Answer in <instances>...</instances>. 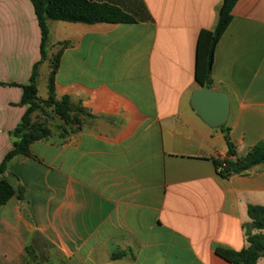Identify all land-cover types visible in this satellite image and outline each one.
<instances>
[{"label":"crops","instance_id":"0c3cea01","mask_svg":"<svg viewBox=\"0 0 264 264\" xmlns=\"http://www.w3.org/2000/svg\"><path fill=\"white\" fill-rule=\"evenodd\" d=\"M89 1L134 22H50L56 97L90 116L75 134L33 143L0 176L25 192L0 208V264H231L215 248H246L248 209L264 207V164L221 178L213 159L227 156L226 133L191 103L202 88L198 37L216 28L223 0ZM233 16L212 90L230 98L225 126L241 157L264 141V0H238ZM41 41L31 0H0V164Z\"/></svg>","mask_w":264,"mask_h":264},{"label":"trees","instance_id":"16d2710c","mask_svg":"<svg viewBox=\"0 0 264 264\" xmlns=\"http://www.w3.org/2000/svg\"><path fill=\"white\" fill-rule=\"evenodd\" d=\"M31 2L42 34L41 61L34 66L30 83L22 86L21 105L26 107V112L17 127L10 133L14 148L0 164V176L6 174L10 162L14 159L30 157V147L33 143L46 140L52 136L54 130L44 122L39 121L38 114L51 110V113L61 121L59 130L63 131V137L81 131L84 120L90 116L81 107L73 109L69 97L61 99L56 97L54 77L58 69V57L50 61L48 98L41 99L39 97V68L48 61L50 22L60 21L88 26L131 24L134 22L132 17L117 7L94 3L89 0H31ZM237 2L238 0H223L219 9L216 28L214 30H202L199 34L195 79L201 87L213 88L214 55L218 44L233 21V11ZM66 45V43L60 44L63 48ZM221 129L226 133L227 156L213 159L216 171L221 178L229 179L234 176H246L264 164V141L253 146L246 155L239 157L235 145L231 141L230 130L226 126L221 127ZM16 194L19 199H25L24 189H20L16 193L8 181L5 179L0 180V208ZM248 216L250 222L243 226L247 241L246 248L241 251L224 247L215 248V253L231 264H257L260 259L264 258V207L250 206Z\"/></svg>","mask_w":264,"mask_h":264},{"label":"water","instance_id":"95a60500","mask_svg":"<svg viewBox=\"0 0 264 264\" xmlns=\"http://www.w3.org/2000/svg\"><path fill=\"white\" fill-rule=\"evenodd\" d=\"M191 103L197 115L210 127L221 128L227 124L230 98L226 93L202 87L193 93Z\"/></svg>","mask_w":264,"mask_h":264},{"label":"rangeland","instance_id":"374dc122","mask_svg":"<svg viewBox=\"0 0 264 264\" xmlns=\"http://www.w3.org/2000/svg\"><path fill=\"white\" fill-rule=\"evenodd\" d=\"M52 40H54V38ZM52 40H51V44L53 42ZM49 72H50L49 63L48 62L43 63L39 68V77H38L39 97L41 99H46L49 95V74H50ZM38 115H39L38 116L39 121L44 122L54 131L59 130V125L61 124V121L59 120V118L55 117L54 114L51 113V110H47V112L45 113L43 112ZM257 264H264V258L260 259Z\"/></svg>","mask_w":264,"mask_h":264}]
</instances>
